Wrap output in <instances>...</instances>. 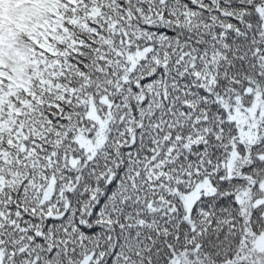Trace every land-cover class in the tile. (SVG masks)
<instances>
[{"label":"snow or ice","instance_id":"1","mask_svg":"<svg viewBox=\"0 0 264 264\" xmlns=\"http://www.w3.org/2000/svg\"><path fill=\"white\" fill-rule=\"evenodd\" d=\"M0 264H264V0H0Z\"/></svg>","mask_w":264,"mask_h":264}]
</instances>
